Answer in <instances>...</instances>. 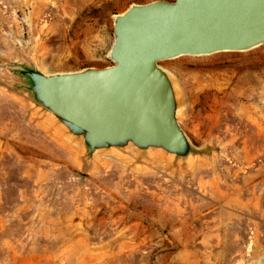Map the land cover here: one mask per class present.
I'll return each mask as SVG.
<instances>
[{
  "label": "rangeland",
  "instance_id": "1",
  "mask_svg": "<svg viewBox=\"0 0 264 264\" xmlns=\"http://www.w3.org/2000/svg\"><path fill=\"white\" fill-rule=\"evenodd\" d=\"M153 0H0V264H259L264 44L159 62L202 155L187 166L86 161L14 86L111 64L113 16Z\"/></svg>",
  "mask_w": 264,
  "mask_h": 264
},
{
  "label": "water",
  "instance_id": "2",
  "mask_svg": "<svg viewBox=\"0 0 264 264\" xmlns=\"http://www.w3.org/2000/svg\"><path fill=\"white\" fill-rule=\"evenodd\" d=\"M112 28L110 65L48 73L37 61L15 62L14 87L86 161L190 165L202 152L179 124L175 86L159 62L264 44V0L134 3L113 16Z\"/></svg>",
  "mask_w": 264,
  "mask_h": 264
},
{
  "label": "bare ground",
  "instance_id": "3",
  "mask_svg": "<svg viewBox=\"0 0 264 264\" xmlns=\"http://www.w3.org/2000/svg\"><path fill=\"white\" fill-rule=\"evenodd\" d=\"M262 257H263V255H262ZM262 257H261V259H259V264H263Z\"/></svg>",
  "mask_w": 264,
  "mask_h": 264
}]
</instances>
